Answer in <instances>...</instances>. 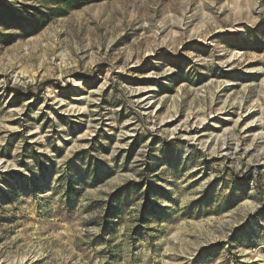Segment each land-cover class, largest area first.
Wrapping results in <instances>:
<instances>
[{"label":"rangeland","instance_id":"1","mask_svg":"<svg viewBox=\"0 0 264 264\" xmlns=\"http://www.w3.org/2000/svg\"><path fill=\"white\" fill-rule=\"evenodd\" d=\"M0 161V264H263L264 0H0Z\"/></svg>","mask_w":264,"mask_h":264},{"label":"trees","instance_id":"2","mask_svg":"<svg viewBox=\"0 0 264 264\" xmlns=\"http://www.w3.org/2000/svg\"><path fill=\"white\" fill-rule=\"evenodd\" d=\"M50 3L54 4V5H58V4H63L65 6V8H71L73 7L75 4H82L84 0H47ZM52 12H57L58 10L53 9L51 10ZM64 12H59L56 15H63Z\"/></svg>","mask_w":264,"mask_h":264},{"label":"bare ground","instance_id":"3","mask_svg":"<svg viewBox=\"0 0 264 264\" xmlns=\"http://www.w3.org/2000/svg\"><path fill=\"white\" fill-rule=\"evenodd\" d=\"M145 100H146V99H145ZM0 163H2V162L0 161ZM258 260L261 261V263L264 264V258H262V259H261V258H258Z\"/></svg>","mask_w":264,"mask_h":264}]
</instances>
